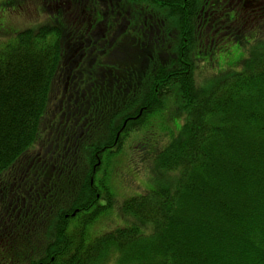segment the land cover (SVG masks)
Wrapping results in <instances>:
<instances>
[{
    "label": "trees",
    "instance_id": "16d2710c",
    "mask_svg": "<svg viewBox=\"0 0 264 264\" xmlns=\"http://www.w3.org/2000/svg\"><path fill=\"white\" fill-rule=\"evenodd\" d=\"M235 1L46 0L43 23H28L0 46V181L49 131L56 154L73 153L74 133L82 143L91 137L69 122V91L77 83L69 75L57 95L61 111L43 129L66 47L70 76L91 80L85 87L77 83L74 92L91 105L83 108L86 128L99 138L88 141L84 181L65 197V206H50L58 194L42 187L49 194L43 203L59 219L55 237L23 264H264V42L250 45L229 65L233 70L196 79L200 64L219 63L212 59L223 48L216 35L241 42L248 32L262 39L264 23L248 29L228 15ZM150 23L156 43L164 39L159 51H152L145 29ZM100 69L112 72L116 95L89 88L94 76L102 77ZM80 105L75 101L73 109ZM175 117L182 119L176 126ZM152 119L170 123L172 131L166 139L164 126L156 127L153 145L147 143L154 135L135 154L149 165L153 186L121 202L123 226L88 238L89 227L111 205H97L103 186L96 174ZM41 158L34 155L26 171L37 172ZM6 214L11 210L2 208L0 217ZM3 259L19 263L18 255Z\"/></svg>",
    "mask_w": 264,
    "mask_h": 264
},
{
    "label": "rangeland",
    "instance_id": "374dc122",
    "mask_svg": "<svg viewBox=\"0 0 264 264\" xmlns=\"http://www.w3.org/2000/svg\"><path fill=\"white\" fill-rule=\"evenodd\" d=\"M45 1L46 0H44V2L43 0H0V46L12 40L14 32L24 29L28 23H31L33 26L43 23L46 18V11L42 3L44 4ZM20 6H26L27 9H29L31 13L28 17L19 15L18 9ZM155 15L158 16L156 13ZM154 21L157 23L158 19H154ZM152 26L153 24L150 23L145 27L146 32H149V36L152 35L150 32V30H153ZM9 35H11V37H8ZM155 35L156 33L151 37V46L154 48L152 51H159V48H162L164 39L158 40L157 44L154 40ZM253 36H255V33H252V36H245L241 42L233 39L225 41L223 48L220 50L222 52L212 57V59L219 58V63L217 64V60H213L211 63L206 61L204 66L200 64V69L198 73H196L197 81L201 83L206 78L210 79L216 76L220 71L225 69L231 70L232 68L229 67V65L233 62H237L236 58H244L248 54L247 51L250 45L255 44L256 41L264 42V35L261 40ZM70 51L71 47H66V60H64V65L57 75L58 80L54 83L55 86L50 95L48 116L43 126L44 131L46 128L50 127L53 118L58 116L61 111L58 105L57 95H60L62 92L65 75H69L71 79L70 83L77 82L79 86L84 84L85 87V81H91L90 79H81V81H78V75L70 76L68 67L71 62L68 58ZM117 60L118 59H114V65L120 63ZM207 60H210V57H207ZM93 63H95V61ZM142 63L139 64L140 69H142ZM93 65H88L84 62L82 67ZM92 69L94 68L89 67V70ZM136 70L138 71V75H140L138 68H136ZM99 73L102 77L94 76L95 79H92L94 80V86H92V84L89 88L91 89L93 87V90L100 89V91L105 90L103 93H113L116 95L115 89L113 88L115 86L112 84V80H110L112 72L106 74L104 69H100ZM90 76H93V74H90ZM133 79H136L134 71ZM77 83L73 86V89L69 91V94L73 97L68 107V109L73 111L71 114L69 113V122L81 126L84 130V135L91 137L90 139L86 138L87 140L82 143L81 141L79 142L78 134L74 133V141L70 144L71 148H69L74 154L66 150H62L56 154L49 141V131L42 141L38 142L34 146V149L24 156L21 162L16 163L12 169L4 174L3 181H0V186L2 187V189H0V210L2 211V208L5 212L11 210V214H6L4 218L0 217V264H4L5 260L3 257L5 258V256L8 259L12 257V255H18L19 262L8 261L6 264H23L26 256H30L29 259L36 258L42 254L45 244L55 237L56 224L59 219H57V217L54 216L56 214L43 203L46 201L49 194L46 196V189H42V187L51 186L52 192L55 191L58 194L56 200L51 199L50 206H52L56 202H63L68 195L74 194L72 191L78 188L79 183L84 181L83 172L87 169V157L88 152H90L86 145L88 141L91 142L99 138L98 136H92V133H90L92 131H88L86 128L87 124L84 119V117H86V112H83V108L84 110L91 109V105L87 104V101L84 100L81 104L82 94L77 96V93L74 92L77 88ZM110 84H112V86ZM93 92L98 94V90ZM75 101L78 105H81L73 109L75 107L73 106ZM83 103H85V106ZM105 107L107 106L105 105L104 108ZM111 107L112 104L110 105V108ZM171 108H173V106ZM117 110L118 108H113L114 112ZM180 120L182 122L181 117H175L172 119V123L176 126V124L180 123ZM163 126L166 131L165 138L168 139L171 135L170 133H172V131L170 132L168 130L171 124H167V122L165 125L158 124L152 119L142 132L132 134L130 138H128L124 147L121 149V154L117 155V150L113 151L114 149H109L107 151H113L116 155L107 166L102 167V171L96 174V182L103 186L101 190V195L103 194V196L100 198V194L96 191L93 192L98 194V206L102 208L107 207L109 202L111 205L110 208L99 215L96 222L89 227L88 238L123 226L126 220H124L123 214L120 211L121 202L132 195L141 194L145 192L147 188L153 186V181L155 180L149 173V165L147 162L141 163L138 160V156L135 154L136 152L138 153V147H142L140 143L145 144L147 139L153 137L155 133H159L158 130L156 131V127L162 129ZM75 130L79 133L78 128ZM161 131L164 130L162 129ZM98 133L103 132L99 131ZM156 139L154 135V139L150 143H147V145H153ZM75 142H79V145L75 150H72ZM104 154L105 153L102 155ZM34 155L42 156L39 162L41 168H36L37 172L35 173H30L26 171V166ZM60 156L66 158L63 159L60 158ZM18 177H21V181L19 182L16 181ZM92 182L90 186H93L95 183V181ZM71 184L72 186H70ZM65 203L67 202H63L62 206H65ZM74 224L75 223L71 220L67 227L73 228ZM38 247H41V249H37Z\"/></svg>",
    "mask_w": 264,
    "mask_h": 264
},
{
    "label": "flooded vegetation",
    "instance_id": "af4514ba",
    "mask_svg": "<svg viewBox=\"0 0 264 264\" xmlns=\"http://www.w3.org/2000/svg\"><path fill=\"white\" fill-rule=\"evenodd\" d=\"M231 11L230 17L232 20L243 23L245 28L252 29L255 25L264 23V0H236ZM18 13L19 15L28 17L31 12H29L26 6H20ZM91 28L94 29V26L89 25V29ZM83 35L85 36V34ZM215 37L217 38L216 42H218L222 36L216 35ZM215 37L210 39L209 43L213 44Z\"/></svg>",
    "mask_w": 264,
    "mask_h": 264
}]
</instances>
